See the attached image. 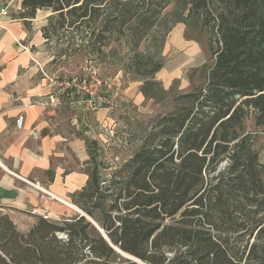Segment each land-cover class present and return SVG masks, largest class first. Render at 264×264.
Listing matches in <instances>:
<instances>
[{"label":"trees","instance_id":"1","mask_svg":"<svg viewBox=\"0 0 264 264\" xmlns=\"http://www.w3.org/2000/svg\"><path fill=\"white\" fill-rule=\"evenodd\" d=\"M173 2L165 37L196 18L214 26L217 45L204 84L172 96L154 79L163 62L144 41ZM38 10L51 13L46 44H68L55 59L79 48L104 61L111 42L131 35L121 68L145 78L147 99L172 103L109 173L90 155L89 181L73 196L82 211L147 264H264V167L246 125L253 115L264 128V0H22L13 18L31 30ZM116 255L79 213L39 217L27 233L0 222V264H109Z\"/></svg>","mask_w":264,"mask_h":264},{"label":"crops","instance_id":"2","mask_svg":"<svg viewBox=\"0 0 264 264\" xmlns=\"http://www.w3.org/2000/svg\"><path fill=\"white\" fill-rule=\"evenodd\" d=\"M50 14L38 10L31 30L9 12L0 17V210L28 227L39 217L61 221L81 214L73 196L90 177L87 111L44 103L43 71L56 72L42 32ZM20 114L23 128L17 127Z\"/></svg>","mask_w":264,"mask_h":264},{"label":"rangeland","instance_id":"3","mask_svg":"<svg viewBox=\"0 0 264 264\" xmlns=\"http://www.w3.org/2000/svg\"><path fill=\"white\" fill-rule=\"evenodd\" d=\"M4 4L2 8H7L10 16L18 14L19 0H10ZM174 5V2L171 3L157 19L154 17L156 26L151 36L144 41L151 52L159 54L163 62L154 79L158 80L163 88L170 89L172 96L189 92L195 86L204 84L208 70L214 63L211 48L217 45L214 26L212 24L206 26L196 18L177 23L165 37L163 24L172 18ZM67 45V43L57 45L53 42L50 46H45L53 55L51 70L56 71L55 74L74 76L81 74L87 66L93 65L117 83L107 106L99 110H88L85 113L86 121L83 123L90 155L94 156V162L100 164L101 168L103 165L109 167L103 170L107 174L130 158L140 147L143 136L151 129L157 116L168 112L172 103L169 99H162L161 102L147 99L141 92L145 78L121 68V64L126 62L128 53L134 46L131 35H124L111 42L105 49L108 56L104 61L101 59L102 56L91 55L88 51L79 48L70 57L55 59L61 49H67ZM79 45L83 44L78 42V47ZM122 58H125V61ZM246 125L264 167V128L255 125L253 115L248 118ZM92 165L93 163L90 164ZM74 205L79 207L77 204ZM3 217H8L20 233H27L38 221L37 218L34 225L24 226L25 220H13L0 210V222ZM99 218L98 214L97 219ZM92 219L99 225L96 219ZM94 227L98 230L96 226ZM60 237L65 238L62 233ZM127 260L135 264L143 262L119 253L112 257L109 264H129Z\"/></svg>","mask_w":264,"mask_h":264},{"label":"built area","instance_id":"4","mask_svg":"<svg viewBox=\"0 0 264 264\" xmlns=\"http://www.w3.org/2000/svg\"><path fill=\"white\" fill-rule=\"evenodd\" d=\"M7 8L0 10V17L7 14ZM48 82L49 92L45 104L62 105L68 103L73 108L99 110L107 106L116 90V81L101 73L95 66H87L81 74L61 76L43 71ZM25 116L17 118V127L23 128ZM47 218V216H45ZM63 237H67L62 234Z\"/></svg>","mask_w":264,"mask_h":264},{"label":"water","instance_id":"5","mask_svg":"<svg viewBox=\"0 0 264 264\" xmlns=\"http://www.w3.org/2000/svg\"><path fill=\"white\" fill-rule=\"evenodd\" d=\"M77 207V206H76ZM77 209L79 210V212L85 216L94 226H96V228H98V230L102 233V235L104 236V238L110 243L111 247L116 250L118 253H121L123 255H125L126 257L130 258V259H133L135 261L139 260L138 258L134 257V256H131L125 252H123L122 250H120L118 247L114 246L112 244V242L110 241V239L108 238V236L106 235L105 231L100 227V225H98L95 221H93V219L87 215L85 212H83L79 207H77Z\"/></svg>","mask_w":264,"mask_h":264},{"label":"bare ground","instance_id":"6","mask_svg":"<svg viewBox=\"0 0 264 264\" xmlns=\"http://www.w3.org/2000/svg\"><path fill=\"white\" fill-rule=\"evenodd\" d=\"M76 207V206H75ZM77 208V207H76ZM144 262H142V264H143ZM144 264H146V263H144Z\"/></svg>","mask_w":264,"mask_h":264}]
</instances>
